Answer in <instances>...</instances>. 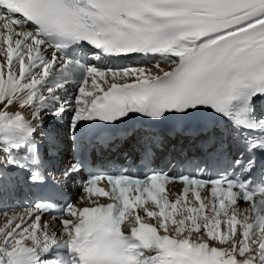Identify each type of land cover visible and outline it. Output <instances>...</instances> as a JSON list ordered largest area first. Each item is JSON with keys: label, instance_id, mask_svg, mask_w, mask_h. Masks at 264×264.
<instances>
[{"label": "snow or ice", "instance_id": "obj_1", "mask_svg": "<svg viewBox=\"0 0 264 264\" xmlns=\"http://www.w3.org/2000/svg\"><path fill=\"white\" fill-rule=\"evenodd\" d=\"M258 107L264 0H0V264H264Z\"/></svg>", "mask_w": 264, "mask_h": 264}, {"label": "bare ground", "instance_id": "obj_2", "mask_svg": "<svg viewBox=\"0 0 264 264\" xmlns=\"http://www.w3.org/2000/svg\"><path fill=\"white\" fill-rule=\"evenodd\" d=\"M73 92L74 91H70L69 92V95L73 94ZM11 110L12 111H15L16 109L15 108H12ZM67 188L70 190V192H72L73 198H74V202H77L78 197L81 195V188L75 187L72 183H70ZM179 190H180V187L179 186H173L172 187V191L174 192V194L175 193H178ZM169 197L170 198H173L175 196L174 195H170ZM22 199H23V195L17 194L15 196L14 202L11 203L12 204L11 206L4 205L3 207H18V206H20L22 204L21 203ZM81 206H86V204H82ZM44 220L49 221L50 225L53 224V223H55V225L57 227L59 226V221L53 222V220L50 219L49 217L44 218ZM4 223H5V217L3 215H0V225H3Z\"/></svg>", "mask_w": 264, "mask_h": 264}]
</instances>
